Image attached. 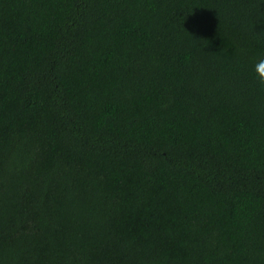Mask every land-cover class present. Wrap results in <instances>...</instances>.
<instances>
[{
  "label": "trees",
  "instance_id": "16d2710c",
  "mask_svg": "<svg viewBox=\"0 0 264 264\" xmlns=\"http://www.w3.org/2000/svg\"><path fill=\"white\" fill-rule=\"evenodd\" d=\"M264 0H0V264H264Z\"/></svg>",
  "mask_w": 264,
  "mask_h": 264
},
{
  "label": "clouds",
  "instance_id": "9594fccd",
  "mask_svg": "<svg viewBox=\"0 0 264 264\" xmlns=\"http://www.w3.org/2000/svg\"><path fill=\"white\" fill-rule=\"evenodd\" d=\"M261 66L264 67V62H261ZM258 79L261 82H264V73L259 74Z\"/></svg>",
  "mask_w": 264,
  "mask_h": 264
}]
</instances>
